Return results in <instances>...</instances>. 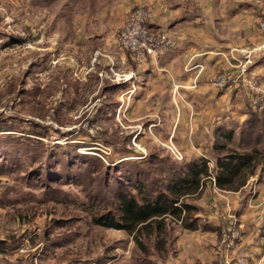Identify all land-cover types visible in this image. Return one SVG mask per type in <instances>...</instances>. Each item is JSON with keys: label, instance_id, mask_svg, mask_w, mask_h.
I'll return each mask as SVG.
<instances>
[{"label": "rangeland", "instance_id": "374dc122", "mask_svg": "<svg viewBox=\"0 0 264 264\" xmlns=\"http://www.w3.org/2000/svg\"><path fill=\"white\" fill-rule=\"evenodd\" d=\"M136 1L140 5L131 7V0H0V264H75L88 259L96 264H173L179 254L186 253L188 260L193 257L190 253L195 254L196 247L190 245L197 229L174 222L167 221L158 238L143 236V252L125 232L93 223L115 210L119 192L138 195L133 186L150 182L153 190H163L166 165H184L185 158L196 154L195 141L206 137L212 144L222 142L218 128L212 135L203 129L197 132L195 122L207 119L180 99L178 86L171 88L175 97L171 103L184 114V126L166 140L146 125L166 101H150L147 115L137 118V109L127 116L129 100L123 95L120 101L116 98V84L155 58L117 44L134 9L148 11L155 21L152 8ZM184 2L194 11L204 0ZM256 27L264 32V12ZM162 32L170 38L167 29L149 30L155 36ZM216 54L225 66L208 78L207 85L216 91L236 87L243 92L245 86L257 83L243 93L258 115L264 113V85L252 72L264 58V41ZM220 107L215 104L209 111L213 114ZM262 121L245 135L260 134V149H264ZM245 124L247 128L248 121ZM208 167L211 170L213 162L208 161ZM258 171L237 192L218 190L211 178L189 201L196 206L191 218L197 205L214 201L219 209L221 264L236 261L230 249L225 251L228 240L222 220L228 215L237 218L231 205L245 200L249 188L254 193ZM149 174L152 181L146 180ZM248 201L262 225L264 193L259 200L251 194Z\"/></svg>", "mask_w": 264, "mask_h": 264}, {"label": "crops", "instance_id": "0c3cea01", "mask_svg": "<svg viewBox=\"0 0 264 264\" xmlns=\"http://www.w3.org/2000/svg\"><path fill=\"white\" fill-rule=\"evenodd\" d=\"M140 1L153 10L156 22L152 20L149 28L169 30V37L175 44L173 49L157 54L144 68L127 76L121 84H116V98L120 101L119 96L123 95L130 101L127 116H133L134 109H137L138 115L135 116L144 117L147 115L144 114L148 107L146 104L164 100L166 104L160 109L156 108L154 117L146 125L165 140L171 132L180 131L184 126V114L181 112L180 115L173 109L171 102L175 97L171 88L174 85L179 87L177 95L180 99L188 102L201 119H207L204 123L198 120L195 122L197 132L203 129L202 132L207 131L212 135L213 128H218L220 131L232 130L239 137L245 131L239 127L241 124L245 127L250 114L264 118V113L258 115L253 111L239 88L216 91L207 85L208 78L225 66L216 53L228 54L231 48L240 47L242 44L255 46L264 41V32L256 27L261 12H264V0H204L203 5L194 11L186 6L184 0ZM129 5L133 7L140 3L131 0ZM191 58L192 61L189 62L188 59ZM196 66H201V70L198 71ZM252 72L257 75L258 83L264 85V58L254 64ZM215 104L221 106V109L212 114L209 110ZM142 108L144 110L140 112ZM156 117L158 120L153 119ZM211 145L212 141L206 137L195 141L192 148L196 154L185 158L183 164L200 158L213 162ZM254 183V193L250 191L253 188H249L245 200L240 198V203L236 200L231 205L240 226V238L233 240L231 246L226 245L225 249H230L232 259H243L246 264L257 263L264 248L263 224H259L256 213L248 205L251 194L259 200L264 193V169L258 171ZM245 188L242 192L246 191ZM197 206L195 218L198 228L196 233L191 234L193 239L190 245L196 247L195 254L190 253V257L193 256L191 260L187 259L186 253L179 254L173 264H221V252L217 246V234L222 229L217 215L218 208L214 201L206 204L207 208L205 205ZM222 222L226 229L225 221ZM213 236L215 238L211 239ZM95 261L88 259L75 264H96ZM98 264L108 263L106 261Z\"/></svg>", "mask_w": 264, "mask_h": 264}, {"label": "trees", "instance_id": "16d2710c", "mask_svg": "<svg viewBox=\"0 0 264 264\" xmlns=\"http://www.w3.org/2000/svg\"><path fill=\"white\" fill-rule=\"evenodd\" d=\"M262 119L250 114L246 130L236 140L232 130H221L219 135L222 142L211 145V170L208 161L202 158L178 168L168 163L162 175V181L166 183L163 190H153V182H150L147 186H133L138 195L124 191L117 193L115 210L94 218V225L125 232L132 237L141 252L144 251L141 238L164 235L167 221L180 224L188 230H196V213L191 218L196 206L190 205L189 201L195 200V196L210 183L211 178L218 190L237 192L258 170L264 169V149L257 146L261 135L245 136L259 124L263 125ZM139 164L137 168H141ZM149 179L150 174L146 180L152 181Z\"/></svg>", "mask_w": 264, "mask_h": 264}, {"label": "built area", "instance_id": "2783aa9c", "mask_svg": "<svg viewBox=\"0 0 264 264\" xmlns=\"http://www.w3.org/2000/svg\"><path fill=\"white\" fill-rule=\"evenodd\" d=\"M152 23L151 17L148 14V11L137 8L134 9L129 13L126 18V22L122 27L121 31L118 33L119 37L117 38V44L122 49L138 54L139 56L143 57L145 55L155 57L157 54H160L168 49H173L174 42L168 38V36L162 32L161 34L155 36L149 34L150 24ZM263 26V25H261ZM238 58L236 63L239 64L242 61ZM250 65H253L252 62L247 58ZM245 66H243V72ZM231 85V82H227V85ZM257 83H254L252 87L245 86L243 91L244 93L247 90L255 89ZM223 91V90H220ZM255 97L257 94H253ZM251 106V105H250ZM253 108V104L251 106ZM255 111V109H253ZM256 112V111H255ZM223 221L226 223V233L227 236L225 237V242L228 240L227 246H231L233 244V240H237L240 238V232L238 231L237 226L239 225L238 220L233 215H228L227 218H223ZM262 236L264 240V223L262 225ZM259 261L261 263L264 262V248L263 253L260 256ZM225 264H246L243 259H238L233 263H229L228 261L224 262Z\"/></svg>", "mask_w": 264, "mask_h": 264}]
</instances>
